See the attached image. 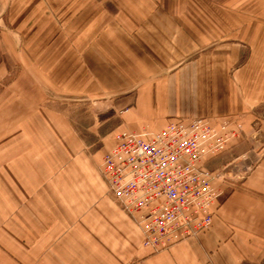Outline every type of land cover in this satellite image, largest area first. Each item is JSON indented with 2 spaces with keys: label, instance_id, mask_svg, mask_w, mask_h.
<instances>
[{
  "label": "crops",
  "instance_id": "obj_1",
  "mask_svg": "<svg viewBox=\"0 0 264 264\" xmlns=\"http://www.w3.org/2000/svg\"><path fill=\"white\" fill-rule=\"evenodd\" d=\"M47 1L60 21L82 20L85 35L76 45L79 51L84 48L85 56L78 61L70 55L72 41L61 36L53 19H44L47 11L41 5L33 8L37 27L23 53L31 56L30 48L39 47L31 59L47 73L42 84L52 79L59 91L69 89L75 95L83 87L98 95L116 83L132 85L131 103L118 102L117 132H157L177 119L209 114L230 128L264 112V0H113L117 15L111 24L97 20L104 9L93 8L91 0H83L82 7L73 0ZM22 4L21 9L15 6L16 13L26 11ZM11 6L12 0H0V14H8V25ZM29 26L30 21L20 31ZM91 29H96L92 39ZM89 53L98 56L99 67ZM51 61L57 62L56 73L46 72L43 65ZM105 67L116 73H105ZM12 89L9 85L0 92V158L3 167L17 170L22 184L13 186L7 174H0V182L5 179L9 190L25 184L37 191L34 205L42 214L33 248L24 254L10 250L21 264H264L262 145L237 158L242 164L256 160L230 190L220 183L229 177L221 169H209L204 159L203 165L219 177L215 186L221 192L211 225L194 238L150 252L141 247L134 221L106 196V184L92 161L77 150L75 131H64L50 108L23 102ZM17 101L19 108L12 112ZM241 124L244 138L253 143L251 121ZM113 136L108 135L98 157L112 149ZM238 138L242 135L232 138L228 147ZM231 171L232 176L238 172ZM9 198L14 205L24 203L17 190ZM44 206L50 207L46 213Z\"/></svg>",
  "mask_w": 264,
  "mask_h": 264
},
{
  "label": "rangeland",
  "instance_id": "obj_2",
  "mask_svg": "<svg viewBox=\"0 0 264 264\" xmlns=\"http://www.w3.org/2000/svg\"><path fill=\"white\" fill-rule=\"evenodd\" d=\"M20 1L21 3H26L22 4L23 6H26V11H23L22 14L15 12V6H17L18 9H21ZM35 1L36 0H12V6L10 7V9H12L11 16H13L11 25H8L7 22L5 23V17H8V14H0V92L3 91L5 86L12 85L13 96L22 99L23 102L27 101L38 108H41V106L50 108L51 111L56 114V120L60 128L64 129V131L68 130L72 132V129L75 131V134L78 137L76 142V146H78L77 150H81L84 155L89 157L95 171L99 175L97 165L101 158L98 156L101 153L98 152L101 151L104 142H108V135L111 133L115 134V132H117L119 124L121 123L120 112L117 108L119 105L118 102H120L119 100L127 99L124 101H130L131 103L133 97V92H131V90H134L131 87L133 86L126 83L124 85L116 83L113 87L109 88L107 91L101 92L98 95L96 93L90 94L82 87V91L79 90V92L74 95L71 91H69V89L62 91L57 90L55 85L58 84L56 81L55 84H53L52 79H48L50 81V86L42 84V80H45L43 79V77H45L43 76V73L45 75L47 73L41 70V65L40 67H37L34 59H31L34 57V53L40 51L39 47L37 49L35 44V46L30 48L28 52L31 56L26 55L27 53H23L25 51V47L27 46V41L30 40V37H32L35 32L33 26L37 27L33 8L37 7V9H39L40 5L45 8L47 13L44 15V19L47 20L48 18L50 21L53 19L55 23L58 24L61 36L72 41L73 44L70 47V55L75 57L78 61L82 60L85 55L84 48L82 46L79 47V51L76 41L81 42L84 38L85 32L83 26H80L82 23L80 18L74 22L75 24L69 22L67 19L60 21L57 15H54L53 13L52 4H48L47 0ZM73 1H75L76 6H83V0ZM91 1L93 8L100 9L102 7L104 9L103 17L101 16V18H99V15L97 16L98 21H104L105 24L116 22L115 17L117 15V11L116 7L113 6V0H104L102 4L100 3V0ZM72 7L73 6H70V8ZM14 16H16V19H14ZM68 16L71 20L73 19L72 14L69 13ZM29 21L32 23V26H29L28 30H24V32H22V30L20 31L19 27L22 29L25 28ZM95 31L96 29H91V39L95 36ZM92 51L93 50L91 49V52ZM90 55L92 54L89 53L88 56ZM26 57L29 58V60H27ZM91 57L98 67L99 64H102L97 59L98 56L96 54ZM19 58L20 60L25 59L26 62L23 63L19 61ZM56 63L57 62L54 61L43 63V65L46 64V72L56 73ZM114 71L115 70H108L105 67V73H114ZM38 73L40 74V77L38 76ZM119 80L121 79L118 78V81ZM81 84L83 86V81H81ZM126 104L127 102H123V106ZM18 108L19 104L17 101L13 105L12 112H15ZM2 113L3 112H0V121L2 120ZM216 116L217 115L215 114H209L201 118L209 119L215 124L221 123L216 120ZM252 117V120L242 118L239 121L241 123L251 121V135L255 136L253 143L244 138L245 136L243 135L245 129L243 125L237 121L235 124H232L230 128L234 129L239 125L240 128H238L237 135H242V138H238V141L233 144V147L227 146V150L205 160L208 162L207 166L209 169H221V172L229 177V179L225 177V179H222L223 181L220 182L227 188V190L234 188L238 184V179H241L244 175L243 172H246V170H248L249 167L253 166L255 163L256 159L254 160L253 158H250V163L248 162L242 164L243 160H238L237 162V158L240 157V154L252 147L253 149L260 148L261 145L260 149H264V143L263 141H260V135L264 136V128L261 127L262 123H264V112L259 111ZM81 139L83 141H81ZM94 154L97 155V158L95 159L93 157ZM2 160L3 159L0 158V174L2 176L7 174V177L10 182L13 183V186L20 187V184L22 183L19 179L17 170L13 167H3L1 163ZM233 168L238 170V172H234L236 173L235 176L231 175V170ZM237 175V179H234ZM1 181L0 264H9L8 262L10 261L15 264H21L20 260L15 258L14 255L10 253V250H19V252L24 254L33 248L30 244L34 245L36 243V237L34 234L35 230L42 229V214H37L39 211L34 205V202H36L35 195L37 194V191H30L26 189L25 184L22 185L23 189L17 188L15 190H9V188L5 187L7 186L5 179L1 178ZM16 190L21 193L22 197H24V203L22 205H14V201H10L9 197L11 196V193H15ZM106 196L112 199L107 192ZM10 202L12 205L9 204ZM40 208H42V206ZM43 208L46 213V210L50 207L44 206ZM24 213L27 214L25 215ZM34 264L41 263L39 262Z\"/></svg>",
  "mask_w": 264,
  "mask_h": 264
},
{
  "label": "built area",
  "instance_id": "obj_3",
  "mask_svg": "<svg viewBox=\"0 0 264 264\" xmlns=\"http://www.w3.org/2000/svg\"><path fill=\"white\" fill-rule=\"evenodd\" d=\"M238 128L184 118L157 132L114 134L97 169L109 196L139 228L142 248L165 250L211 225L221 192L203 160L225 151Z\"/></svg>",
  "mask_w": 264,
  "mask_h": 264
}]
</instances>
